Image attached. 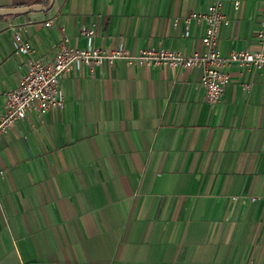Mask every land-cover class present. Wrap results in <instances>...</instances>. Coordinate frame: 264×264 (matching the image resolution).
<instances>
[{
  "label": "crops",
  "instance_id": "obj_1",
  "mask_svg": "<svg viewBox=\"0 0 264 264\" xmlns=\"http://www.w3.org/2000/svg\"><path fill=\"white\" fill-rule=\"evenodd\" d=\"M49 1L0 0V12ZM240 2L224 7V56L259 47L264 0ZM210 3L54 0L0 14V116L28 67L14 30L45 63L65 39L81 46L83 28L98 48L191 56L203 24L184 38V19ZM226 71L210 104L203 68L74 66L61 109L0 138V264H264V67Z\"/></svg>",
  "mask_w": 264,
  "mask_h": 264
},
{
  "label": "built area",
  "instance_id": "obj_2",
  "mask_svg": "<svg viewBox=\"0 0 264 264\" xmlns=\"http://www.w3.org/2000/svg\"><path fill=\"white\" fill-rule=\"evenodd\" d=\"M232 3L238 10L240 0H211L207 10L199 14H191L184 19V38L189 36L188 25L192 20L203 24L201 44L204 50L188 56L179 51L146 48L137 54H131L122 42L116 49L95 47L96 36L92 28H83L80 33L81 46H69L63 40L59 52L52 62H42L35 50L25 41L18 30H14L16 47L27 56V70L20 78L18 86L6 94L5 109L0 116V138L19 120L29 113L44 114L53 109H61L64 105V95L61 91V81L68 76L73 67L83 66L90 72L101 66H113L118 59H123L127 65L143 67H168L176 69L203 68L201 85L204 98L210 104H216L224 94L229 83V73L226 68L237 65L251 70L255 75L264 67V15L260 20L261 28L256 36L259 39L258 50L231 51L224 56L220 48L221 31L229 24L225 13V4ZM51 22H46L49 25ZM177 21L175 20V25ZM0 175H4L0 171Z\"/></svg>",
  "mask_w": 264,
  "mask_h": 264
},
{
  "label": "water",
  "instance_id": "obj_3",
  "mask_svg": "<svg viewBox=\"0 0 264 264\" xmlns=\"http://www.w3.org/2000/svg\"><path fill=\"white\" fill-rule=\"evenodd\" d=\"M54 0H50L49 1V5L47 7H42L39 5H35V6H30L28 8H24V9H10V10H2L0 12V14H12V13H25V12H29V11H42V12H46L50 9L52 3Z\"/></svg>",
  "mask_w": 264,
  "mask_h": 264
}]
</instances>
